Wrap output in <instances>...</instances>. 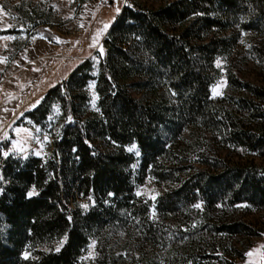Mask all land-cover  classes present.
Here are the masks:
<instances>
[{"label": "trees", "instance_id": "16d2710c", "mask_svg": "<svg viewBox=\"0 0 264 264\" xmlns=\"http://www.w3.org/2000/svg\"><path fill=\"white\" fill-rule=\"evenodd\" d=\"M241 31L264 36V0H174L157 9L126 7L105 38L98 74L94 62L86 60L18 121L44 125L59 106L65 123L51 153L5 156L11 142H0V264H84L81 256L91 240L124 220L135 222L155 244L169 242L152 217L154 203L136 196L133 166L138 158L128 150L134 144L141 152L139 179L152 175L176 183L155 202L159 215L187 212L198 203L207 211L241 203L264 208V165L252 160L227 163L199 152L197 161L207 169L179 176L188 150L180 142L190 128L201 139L213 136L239 153L264 157V88L230 71L229 88L250 99L211 95L219 76L215 62L232 52ZM92 81L98 111H89ZM201 147L199 140L193 148ZM79 200H89V206ZM212 225L218 234L258 235L241 221ZM63 239L60 250L39 248ZM209 245L204 240L175 247L169 264H236ZM27 247L33 255L24 256ZM97 249L96 264H120L105 245Z\"/></svg>", "mask_w": 264, "mask_h": 264}, {"label": "rangeland", "instance_id": "374dc122", "mask_svg": "<svg viewBox=\"0 0 264 264\" xmlns=\"http://www.w3.org/2000/svg\"><path fill=\"white\" fill-rule=\"evenodd\" d=\"M173 1L0 0V31L14 30L0 35V142H11L5 156L26 159L49 155L65 123L59 106H55L44 125L18 123L22 116L38 106L50 89L67 80L86 60L94 62V74H98L100 58L106 54L105 38L126 7L150 10ZM215 66L219 76L211 87L212 98L221 99L230 95L250 99L246 92L229 88L228 72H233L242 81L264 88V36L256 32H239L232 52L218 57ZM88 92L91 99L89 111H98L96 81L89 84ZM132 94L141 96L133 90ZM185 137L186 141H181L180 146L184 144L188 147L184 150L187 158L182 163L186 169L179 176L186 177L195 170L207 169L206 165L197 161L199 152L220 156L227 163L252 160L264 165V157L239 153L213 136L201 139L200 132L191 128ZM199 140L202 147L195 151L193 147ZM128 150L138 158L133 166L136 196L154 203L152 217L158 223L161 235L169 242L155 244L144 237L135 222L120 221L104 229L99 238L91 240L81 256L84 264L97 263L99 244L105 245L107 254L114 255L120 264H169L173 248L185 246L188 242L203 244L204 240L206 245L215 243L208 246L210 251L226 255L236 264H264V208L241 203L232 208L217 206L207 211L203 203H198L187 212L159 215L155 202L176 183L158 181L152 175L139 179L140 149L134 144ZM79 202L84 208L89 206V200ZM230 221L244 222L258 235L229 236L216 233L212 227L213 222ZM65 241L63 239L39 248L60 250ZM33 251L25 248L24 256L33 255ZM239 253L243 257L235 258Z\"/></svg>", "mask_w": 264, "mask_h": 264}, {"label": "snow or ice", "instance_id": "6c2138e0", "mask_svg": "<svg viewBox=\"0 0 264 264\" xmlns=\"http://www.w3.org/2000/svg\"><path fill=\"white\" fill-rule=\"evenodd\" d=\"M28 195H29V196H31V195H33V193H32V192H30V193H28Z\"/></svg>", "mask_w": 264, "mask_h": 264}]
</instances>
